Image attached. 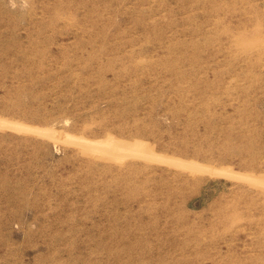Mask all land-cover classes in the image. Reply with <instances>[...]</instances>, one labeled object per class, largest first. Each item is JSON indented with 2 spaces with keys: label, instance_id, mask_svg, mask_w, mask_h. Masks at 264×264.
<instances>
[{
  "label": "rangeland",
  "instance_id": "374dc122",
  "mask_svg": "<svg viewBox=\"0 0 264 264\" xmlns=\"http://www.w3.org/2000/svg\"><path fill=\"white\" fill-rule=\"evenodd\" d=\"M240 19L261 38L264 1L0 0V264H264V70L228 52ZM120 140L221 175L104 154Z\"/></svg>",
  "mask_w": 264,
  "mask_h": 264
},
{
  "label": "bare ground",
  "instance_id": "6f19581e",
  "mask_svg": "<svg viewBox=\"0 0 264 264\" xmlns=\"http://www.w3.org/2000/svg\"><path fill=\"white\" fill-rule=\"evenodd\" d=\"M236 28H239L241 31L240 32H233L232 30L229 31V34L227 36V49L228 52L231 53V56H233L234 58L238 57L243 60L242 62L244 63V65L248 67V70L245 72V76L248 79H251L254 76V74H252V68L255 64L253 62V58H258L259 61L263 62V70H264V34L261 33L260 34L262 36L261 38H257L253 40L250 35L251 32L247 31L248 30L247 21L243 19L239 20ZM216 42L218 47L211 52V57L213 60H216V58H218L223 54V52H225L222 49V47L224 46L223 39L218 37ZM173 52L174 49L172 47L171 54H173ZM189 65H190L189 75L194 77L193 78L194 80L191 82L190 89L191 91H193L195 98H199V100H202V97L205 94L204 92H206L205 90H210L212 88V83L211 84L208 83V79L206 78L209 65L205 64L204 61L198 62L196 60L190 61ZM169 74H170V97L172 99L170 101V106H171L170 114L171 116H174V104H175L174 97L176 93V89L174 88V84H175L174 76L177 73H176L173 57H172V63L170 64L169 67ZM263 76H264V71H263ZM99 146L100 144L95 148ZM122 148H124V150L126 149L129 150L133 154L132 156L138 157L145 155L147 157H150L151 159L154 157L155 159L167 161L169 163L177 164L182 167L190 168L195 171L219 173L221 175L220 173L221 171L208 167L204 164L189 162V161H179L173 158L157 156L156 154L149 151L145 152V146H143L142 149H139V152H136L131 148L129 141L120 140L118 143L110 142L107 144L105 148L102 149V151L105 149L104 154H109L112 152L116 153L121 151ZM251 174L253 175V173Z\"/></svg>",
  "mask_w": 264,
  "mask_h": 264
}]
</instances>
